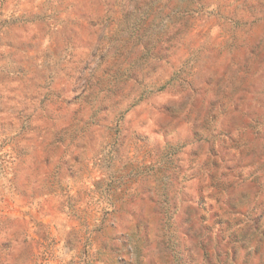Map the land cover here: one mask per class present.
I'll return each instance as SVG.
<instances>
[{
  "label": "clouds",
  "instance_id": "obj_1",
  "mask_svg": "<svg viewBox=\"0 0 264 264\" xmlns=\"http://www.w3.org/2000/svg\"><path fill=\"white\" fill-rule=\"evenodd\" d=\"M0 264H264V0H0Z\"/></svg>",
  "mask_w": 264,
  "mask_h": 264
}]
</instances>
